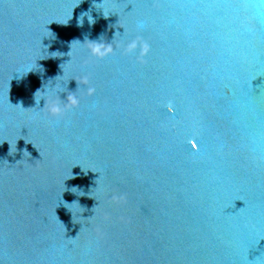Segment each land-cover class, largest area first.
I'll list each match as a JSON object with an SVG mask.
<instances>
[{"label": "water", "instance_id": "obj_1", "mask_svg": "<svg viewBox=\"0 0 264 264\" xmlns=\"http://www.w3.org/2000/svg\"><path fill=\"white\" fill-rule=\"evenodd\" d=\"M0 264H264V0H0Z\"/></svg>", "mask_w": 264, "mask_h": 264}, {"label": "clouds", "instance_id": "obj_2", "mask_svg": "<svg viewBox=\"0 0 264 264\" xmlns=\"http://www.w3.org/2000/svg\"><path fill=\"white\" fill-rule=\"evenodd\" d=\"M83 16V14H82ZM81 16V17H82ZM88 22L89 24L93 23V19L91 17V19L88 18ZM78 23H81V18L78 20ZM97 46L96 47H93L91 48V53L92 55L94 56H97V57H102L103 55L107 54L108 51H110V49H105L103 45H100L99 43H97ZM39 91V90H38ZM45 101V100H44ZM48 102L45 101V104L44 106L47 104ZM68 104H71L72 106H76L78 104V101L77 99L75 98V96H68L67 95V98L65 100V106H67ZM61 106L59 103L53 101L52 104H51V107H50V112L53 114V115H59L60 112H61Z\"/></svg>", "mask_w": 264, "mask_h": 264}]
</instances>
